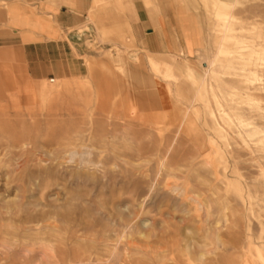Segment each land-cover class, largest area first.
Wrapping results in <instances>:
<instances>
[{
    "label": "rangeland",
    "instance_id": "1",
    "mask_svg": "<svg viewBox=\"0 0 264 264\" xmlns=\"http://www.w3.org/2000/svg\"><path fill=\"white\" fill-rule=\"evenodd\" d=\"M134 3L183 54L93 0L48 74L0 61V264H264V0Z\"/></svg>",
    "mask_w": 264,
    "mask_h": 264
},
{
    "label": "crops",
    "instance_id": "2",
    "mask_svg": "<svg viewBox=\"0 0 264 264\" xmlns=\"http://www.w3.org/2000/svg\"><path fill=\"white\" fill-rule=\"evenodd\" d=\"M126 1L148 39L154 36L159 48L183 54L181 32L191 25L187 20L178 21L176 14L167 19L160 9L148 10L143 3ZM92 5L93 0H0V61H20L31 77L48 74L63 61ZM196 49L192 48L191 56Z\"/></svg>",
    "mask_w": 264,
    "mask_h": 264
},
{
    "label": "bare ground",
    "instance_id": "3",
    "mask_svg": "<svg viewBox=\"0 0 264 264\" xmlns=\"http://www.w3.org/2000/svg\"><path fill=\"white\" fill-rule=\"evenodd\" d=\"M224 27H226V26H224ZM228 28V27H227ZM224 29H226V28H224ZM231 31V30H230ZM225 33V32H224ZM222 36V35H221ZM229 39H231V37L229 38ZM219 45V44H218ZM189 75V74H188ZM198 88V87H197Z\"/></svg>",
    "mask_w": 264,
    "mask_h": 264
}]
</instances>
